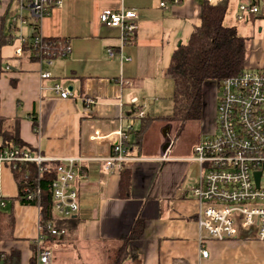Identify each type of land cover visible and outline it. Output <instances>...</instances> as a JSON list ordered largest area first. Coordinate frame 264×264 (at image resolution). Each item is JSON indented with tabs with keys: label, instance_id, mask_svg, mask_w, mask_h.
<instances>
[{
	"label": "crops",
	"instance_id": "1",
	"mask_svg": "<svg viewBox=\"0 0 264 264\" xmlns=\"http://www.w3.org/2000/svg\"><path fill=\"white\" fill-rule=\"evenodd\" d=\"M218 1L166 0V8H161L157 0H66L39 26L43 38L61 40L70 49L52 64H41L24 52L36 29L29 13H22L25 24L16 22L20 3L0 1V120L34 155L40 152L51 162L77 160L74 188L80 206L73 233L60 240L41 239L38 207L16 200L19 188L12 169L2 164L0 209L13 210L16 224L14 240L1 241L0 252H18L20 264H41L38 252L45 247L52 252L50 264H111L114 252L141 220L143 232L128 246L123 264H264V241L256 238L209 241V257L202 258L199 205L190 192L200 166L190 163L191 153L176 143L164 151L172 139V126L166 122H154L162 124L158 136H149L151 127L140 147L135 141L140 119L133 110L151 117L150 102L158 100L169 83L166 71L174 51L188 43L204 4ZM107 10L138 15L137 32L123 49L129 61L107 54L121 45L120 31L101 22ZM260 43L257 55L264 59ZM258 61L254 57L248 67L261 65ZM43 72L52 78L42 82ZM55 84L67 88L71 97L56 96ZM214 119V111L203 115L207 134L215 129ZM119 130L129 145L125 166L131 170L132 185L127 199L120 197V172L106 170L99 161L119 142Z\"/></svg>",
	"mask_w": 264,
	"mask_h": 264
},
{
	"label": "built area",
	"instance_id": "2",
	"mask_svg": "<svg viewBox=\"0 0 264 264\" xmlns=\"http://www.w3.org/2000/svg\"><path fill=\"white\" fill-rule=\"evenodd\" d=\"M17 1L20 3V15L16 22L25 24L22 13L27 11L37 29L33 40L36 59L41 64H52L53 60L67 56L70 49L63 41L54 44L58 47L64 44V48L51 53V43L45 41L47 39L42 37L39 27L52 10L61 8L66 0ZM157 1L161 8H166V0ZM236 1L239 3L236 16L239 22H247L250 18L264 19V0ZM100 19L105 27L120 31L121 45L118 50L108 49L109 57L120 56L122 60L129 61L124 57L123 49L137 32L138 15L132 11L107 10ZM51 78L49 72L41 74L42 82ZM217 87L219 98L215 129L210 138L202 140L194 148L192 157L188 159L200 166V177L190 192L199 205L196 224L200 254L204 259L209 257L207 243L212 240L256 238L264 241V69L253 70L247 65L237 76L224 80ZM52 90L63 99L72 95L59 84H55ZM132 102L136 104L137 99ZM144 116L143 110L137 111V119ZM35 130L38 131V127ZM118 135L120 140L111 154L99 161L103 162L106 170L119 173L129 157L123 130H119ZM76 161L58 162L53 201L54 213L59 218H72L79 212V193L74 188L78 177ZM49 162L51 160L43 158L40 152L34 155L25 147H14L0 153V166L7 164L12 170L19 169L24 163H36L43 171L42 164ZM27 199L33 200L34 194L29 193ZM47 230L55 236L64 235L63 231L55 230L52 223L47 224ZM40 232L43 239L41 224ZM38 256L41 264L52 262V252L45 247L39 249Z\"/></svg>",
	"mask_w": 264,
	"mask_h": 264
},
{
	"label": "trees",
	"instance_id": "3",
	"mask_svg": "<svg viewBox=\"0 0 264 264\" xmlns=\"http://www.w3.org/2000/svg\"><path fill=\"white\" fill-rule=\"evenodd\" d=\"M230 0H221L217 3L206 2L202 8L200 24L195 26L188 43L180 45L173 53L166 76L173 83V111L165 117L152 118L144 116L140 119V127L135 132L136 144L140 147L145 135L155 121L171 124H200L203 118L204 90L208 83L220 85L224 80L237 76L248 65L251 39L239 34L237 27L225 25ZM37 30V29H36ZM24 44V52L30 53L36 60L34 38ZM50 42V51L54 53L64 48L54 43L61 40H45ZM66 46V45H65ZM136 114V110H133ZM34 129L38 127V117L34 118ZM0 137L4 145L0 153L14 147H24L18 136L6 131L3 121L0 120ZM176 136L173 143H176ZM128 151L129 145L125 143ZM60 163H43L40 171L36 163H24L17 170H12L19 188L16 199L21 205L38 207L40 224L43 226L44 237L64 238L75 230L74 217L59 218L54 213L53 183L58 179ZM132 173L125 165L120 171V197L127 199L131 195ZM38 192H40L38 194ZM33 193L34 199L28 200V194ZM15 200V201H16ZM52 223L55 230L64 232V235L55 236L47 230V224ZM15 216L13 210L0 209V242L14 240ZM144 223L137 220L130 236L123 242L117 259L113 264H123V255L128 246L140 238ZM0 264H20V254L13 251L11 254L0 252Z\"/></svg>",
	"mask_w": 264,
	"mask_h": 264
},
{
	"label": "rangeland",
	"instance_id": "4",
	"mask_svg": "<svg viewBox=\"0 0 264 264\" xmlns=\"http://www.w3.org/2000/svg\"><path fill=\"white\" fill-rule=\"evenodd\" d=\"M239 3L236 0H230L228 13L225 18V25L229 27H237L239 34L251 39L250 48H249V57L248 63L254 59V57L259 59L258 63L260 62L261 65H253L251 68L253 70H262L264 69V59L262 56L257 55L259 48H261V41L264 42V19L259 18H250L247 22H239L237 20V8ZM262 29L260 32L259 30ZM169 83L164 84L162 89V94L158 100H154L150 102L152 106V118L158 117H165L172 114L173 111V83L170 78H168ZM219 98V89L215 85V83H208L205 86L204 90V103H203V115L209 114L212 111L215 113L214 119V128L216 126V108L218 104ZM203 120V118H202ZM162 124L154 123L152 124V130L149 136H158V129L161 127ZM172 131L171 137L172 139L169 140L170 143L173 144V137L174 140L176 139V144L178 148H182L187 151V153H191L190 156L193 155L194 148L201 143L202 140L208 139L212 136V134H207L203 131L202 122L197 125L186 124V125H179V124H171ZM173 141V142H172ZM172 144H170L172 146ZM198 171V167H197ZM121 250H116L114 252L113 260L111 264L115 262L117 259V253ZM125 255H123L124 257Z\"/></svg>",
	"mask_w": 264,
	"mask_h": 264
},
{
	"label": "water",
	"instance_id": "5",
	"mask_svg": "<svg viewBox=\"0 0 264 264\" xmlns=\"http://www.w3.org/2000/svg\"><path fill=\"white\" fill-rule=\"evenodd\" d=\"M166 135V133H164ZM168 135V134H167ZM170 142H168L165 147H164V151H167L170 148Z\"/></svg>",
	"mask_w": 264,
	"mask_h": 264
}]
</instances>
